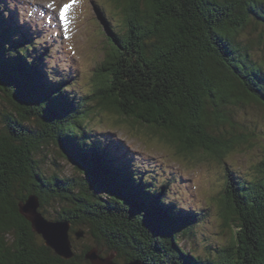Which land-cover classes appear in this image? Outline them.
Segmentation results:
<instances>
[{"label":"trees","instance_id":"1","mask_svg":"<svg viewBox=\"0 0 264 264\" xmlns=\"http://www.w3.org/2000/svg\"><path fill=\"white\" fill-rule=\"evenodd\" d=\"M109 1L114 12L108 0L96 4L109 53L81 85L77 69L49 60L48 36L27 24L26 9L0 0V91L9 105L0 129V264H91L92 246L118 250L117 261L264 264V160L245 175L229 162L261 129L240 112L264 108V58L253 50L264 48V0ZM107 116L113 129L126 121L158 134L187 164L210 158L222 167L217 208L230 237L216 256L181 243L202 232L213 207L188 205L177 175L133 168L144 162L103 126ZM49 145L76 176L45 170L50 160L59 166ZM31 194L46 218L71 221L72 233L84 227L93 244L75 240L73 258L57 255L20 212Z\"/></svg>","mask_w":264,"mask_h":264},{"label":"rangeland","instance_id":"2","mask_svg":"<svg viewBox=\"0 0 264 264\" xmlns=\"http://www.w3.org/2000/svg\"><path fill=\"white\" fill-rule=\"evenodd\" d=\"M101 1L76 0V3L61 17V8L64 4L71 3V0H16L19 3L17 6L18 9H27V6H31V19L39 17L41 20L47 19L46 21H49L50 18H53V23L57 24L63 31L64 41L62 43V50L64 54L56 55V57L65 64L71 65L70 69L72 71H76L77 69L78 82L81 85L90 84L91 79L97 73L96 68L98 62L109 53L110 49V44L106 37L107 31L103 28L104 25L96 7V4H99ZM49 5L52 6L49 7ZM110 6L111 3L108 0L106 7L111 10ZM25 11L28 12L27 10ZM111 11L114 12L113 10ZM119 18L120 16L117 14L112 19V22L115 24L118 23ZM39 22H36L37 27ZM44 23L46 24V22ZM50 39L52 42L55 40L54 38ZM253 50L256 58H264V48L262 49L255 43ZM5 108L9 109V105L3 93L0 91V129L5 124L2 115ZM240 115H244L245 118H257L261 125V129L258 135H256L253 144L249 146L250 148L244 147L237 149L229 157V162L237 165L236 168L245 175L246 173H255V167L257 165L258 167L262 166L261 162L264 160V108L258 105L255 107L247 106V112H240ZM111 116H107V119L104 120L106 125L103 124V126L112 127L113 129L115 125L112 124L114 120ZM93 123L96 127L102 124L100 120H95ZM130 127L131 123L125 121V123L113 129L118 133V138L126 142L125 149L129 148L130 155H136L141 158L139 161L146 163L153 172L155 170L158 171L161 176L168 173L181 178L182 183H186L187 186L183 187L181 184L177 192H182L188 205L195 206L198 209H203L206 206L213 207L211 220L209 224H205L202 232L196 233L194 240L186 237L182 238L181 243L186 248H195L198 253L204 256H216V248H218V245L227 242L230 237V231L222 226L223 218L220 216L217 208V199L222 195L224 186L222 167L210 158H196L188 161L189 164H187L183 160V156H181L183 158L181 159L173 155L174 151L172 147L161 141L158 134L141 130L140 133H136V126L133 129ZM47 147H49L50 157L53 159L57 158L59 166L54 165L50 160L44 166L45 170L48 172L62 170L67 175L73 174L75 176L78 174V170L75 169L71 162L60 155L54 145ZM134 162L136 164H133V168L138 167L141 170L142 168H148L143 163L138 165L139 163L136 160ZM166 193V195L172 197V192L169 193L168 191ZM78 242L81 248L93 244L92 240L87 238V235ZM120 262H123L122 258Z\"/></svg>","mask_w":264,"mask_h":264},{"label":"water","instance_id":"3","mask_svg":"<svg viewBox=\"0 0 264 264\" xmlns=\"http://www.w3.org/2000/svg\"><path fill=\"white\" fill-rule=\"evenodd\" d=\"M20 212L24 217L31 222L33 230L39 234L44 244L65 260H69L75 256L74 241H79L85 236V231L82 227L71 232L73 226L69 220H50L46 218L39 210V196L31 194L26 202L19 204ZM118 255V250H111L107 255H103V249L99 246H93L85 252V258L91 264H148L141 258H131L128 261L115 260ZM122 258H127L122 255Z\"/></svg>","mask_w":264,"mask_h":264},{"label":"snow or ice","instance_id":"4","mask_svg":"<svg viewBox=\"0 0 264 264\" xmlns=\"http://www.w3.org/2000/svg\"><path fill=\"white\" fill-rule=\"evenodd\" d=\"M76 3V0H71V3H66L63 5V7L60 10V15L61 17H63L65 15V13L67 12V10L72 7L73 4ZM52 5H49V7H51Z\"/></svg>","mask_w":264,"mask_h":264},{"label":"bare ground","instance_id":"5","mask_svg":"<svg viewBox=\"0 0 264 264\" xmlns=\"http://www.w3.org/2000/svg\"><path fill=\"white\" fill-rule=\"evenodd\" d=\"M84 89V88H83Z\"/></svg>","mask_w":264,"mask_h":264}]
</instances>
